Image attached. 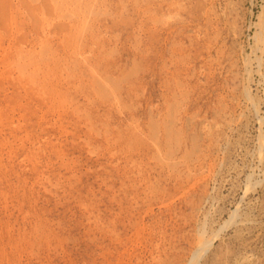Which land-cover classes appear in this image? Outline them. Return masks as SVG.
Here are the masks:
<instances>
[{
	"label": "rangeland",
	"instance_id": "374dc122",
	"mask_svg": "<svg viewBox=\"0 0 264 264\" xmlns=\"http://www.w3.org/2000/svg\"><path fill=\"white\" fill-rule=\"evenodd\" d=\"M0 264H264V0H0Z\"/></svg>",
	"mask_w": 264,
	"mask_h": 264
},
{
	"label": "bare ground",
	"instance_id": "6f19581e",
	"mask_svg": "<svg viewBox=\"0 0 264 264\" xmlns=\"http://www.w3.org/2000/svg\"><path fill=\"white\" fill-rule=\"evenodd\" d=\"M41 1V0H40ZM52 1V0H51ZM56 1V0H55ZM63 1V0H62ZM65 2V1H64ZM66 3V5L68 4L67 2H65ZM78 3V2H77ZM79 4V3H78ZM42 8V7H41ZM54 9V8H53ZM70 9V8H69ZM78 9V8H77ZM87 12V11H86ZM67 13V12H66ZM61 14V13H60ZM64 14V13H63ZM68 14V13H67ZM67 14H66V16H67ZM89 14V13H88ZM59 16V15H58ZM63 17H65V16H63ZM68 17V16H67ZM57 19V18H56ZM62 19V18H61ZM85 21H86V19H85ZM82 23V22H81ZM46 24H48V23H46ZM83 29H85V28H83ZM77 36H78V34H77ZM44 42V41H43ZM50 43V42H49ZM47 47V46H46ZM88 50V49H87ZM97 65V64H96ZM254 107H256V106H254ZM257 109V108H256ZM261 145V144H260ZM261 150V149H260Z\"/></svg>",
	"mask_w": 264,
	"mask_h": 264
},
{
	"label": "water",
	"instance_id": "95a60500",
	"mask_svg": "<svg viewBox=\"0 0 264 264\" xmlns=\"http://www.w3.org/2000/svg\"><path fill=\"white\" fill-rule=\"evenodd\" d=\"M193 258H194V256H193Z\"/></svg>",
	"mask_w": 264,
	"mask_h": 264
}]
</instances>
